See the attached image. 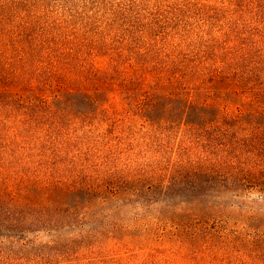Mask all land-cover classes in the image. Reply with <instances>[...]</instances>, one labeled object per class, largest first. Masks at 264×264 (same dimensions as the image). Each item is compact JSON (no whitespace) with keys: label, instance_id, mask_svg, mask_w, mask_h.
I'll return each mask as SVG.
<instances>
[{"label":"trees","instance_id":"1","mask_svg":"<svg viewBox=\"0 0 264 264\" xmlns=\"http://www.w3.org/2000/svg\"><path fill=\"white\" fill-rule=\"evenodd\" d=\"M3 30L0 225L21 233L17 239L25 247L26 231L55 238L80 226L72 237L83 239L96 231L90 220L106 205L142 196L141 188L112 183L100 164L87 175L86 160H64L69 141H124L123 126L132 117L152 134L165 131L168 138L180 131L181 141L205 142L197 158L171 164L172 175L159 190L147 187L149 205L172 202L165 197L176 188L210 198L249 186L264 196V35L240 49L225 43L203 55H174L150 39L145 26L115 37L110 32L71 39L44 30ZM254 48L258 59L244 69L234 65ZM106 124L113 132H105Z\"/></svg>","mask_w":264,"mask_h":264},{"label":"rangeland","instance_id":"2","mask_svg":"<svg viewBox=\"0 0 264 264\" xmlns=\"http://www.w3.org/2000/svg\"><path fill=\"white\" fill-rule=\"evenodd\" d=\"M143 26L150 39L174 55H203L225 43L240 49L246 40L252 45L264 35V0H0V31L26 29L31 35L44 30L71 39L110 32L115 37ZM245 52L248 56L234 60L243 69L259 58L256 48ZM104 128L113 132L109 124ZM125 128L124 141H69L64 160H86L87 175L100 164L112 183L141 188L142 196L126 205H106L101 209L105 212L90 220L96 231L83 239L72 237L80 226L59 231L55 238L26 231L21 235L28 240L25 247L17 239L21 233L0 225V264H264L263 194L247 186L201 198L203 191L176 188L165 197L172 202L149 205L147 187L159 190L172 175L171 164L197 158L198 145L205 142L181 141L180 131L168 138L162 137L165 131L152 134L135 117L125 121ZM48 244L53 248L47 249Z\"/></svg>","mask_w":264,"mask_h":264}]
</instances>
